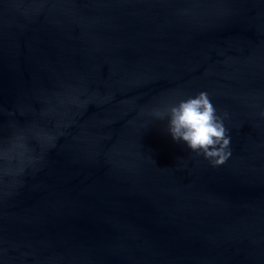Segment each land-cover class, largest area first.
<instances>
[{
    "label": "water",
    "instance_id": "95a60500",
    "mask_svg": "<svg viewBox=\"0 0 264 264\" xmlns=\"http://www.w3.org/2000/svg\"><path fill=\"white\" fill-rule=\"evenodd\" d=\"M0 264H264V0H0Z\"/></svg>",
    "mask_w": 264,
    "mask_h": 264
}]
</instances>
